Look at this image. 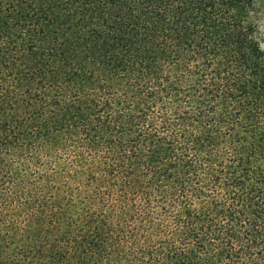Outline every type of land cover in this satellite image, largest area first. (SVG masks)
Instances as JSON below:
<instances>
[{"label":"trees","instance_id":"16d2710c","mask_svg":"<svg viewBox=\"0 0 264 264\" xmlns=\"http://www.w3.org/2000/svg\"><path fill=\"white\" fill-rule=\"evenodd\" d=\"M254 0H0V264H264Z\"/></svg>","mask_w":264,"mask_h":264},{"label":"rangeland","instance_id":"374dc122","mask_svg":"<svg viewBox=\"0 0 264 264\" xmlns=\"http://www.w3.org/2000/svg\"><path fill=\"white\" fill-rule=\"evenodd\" d=\"M255 11L253 13L252 19L257 26L258 37L262 41V48L264 49V0H254Z\"/></svg>","mask_w":264,"mask_h":264}]
</instances>
